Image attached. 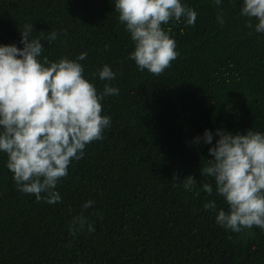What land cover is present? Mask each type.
<instances>
[{"label":"trees","instance_id":"1","mask_svg":"<svg viewBox=\"0 0 264 264\" xmlns=\"http://www.w3.org/2000/svg\"><path fill=\"white\" fill-rule=\"evenodd\" d=\"M182 2L196 21L164 25L178 56L155 75L128 56L134 45L114 0H0V43L22 47L26 23L33 37L55 31V41L41 40L42 56L86 51L85 77L102 90L106 81L93 73L107 63L117 73L107 82L120 90L101 101L111 117L103 139L58 181L60 202L19 191L0 153V264H264V230L231 232L203 208L213 199L227 205L202 189L212 182L200 171L210 145L193 143L206 128L213 143L217 128L264 131V33L249 27L241 0ZM188 175L197 180L190 191L182 186ZM88 199L95 203L83 209ZM81 214L95 231L73 237L68 225Z\"/></svg>","mask_w":264,"mask_h":264},{"label":"clouds","instance_id":"2","mask_svg":"<svg viewBox=\"0 0 264 264\" xmlns=\"http://www.w3.org/2000/svg\"><path fill=\"white\" fill-rule=\"evenodd\" d=\"M219 6L223 0H214ZM240 14L250 18L249 27L264 33V0H241ZM118 20L130 34L133 48L128 56L141 71L159 75L171 66L178 56L176 41L167 25L170 20L184 18L187 25L196 21V11L182 0H114ZM223 9L217 14L221 24ZM254 18L256 23H251ZM33 24L26 23L20 31V43H0V153L6 154L5 166L11 171L16 187L32 194L37 201H61L56 188L60 178L68 175L73 160L85 155V147L103 139L111 125V117L102 114L101 101L119 94L113 81L117 73L104 63L94 76L106 81L98 91L84 75L80 63L87 55L80 52L75 58L61 56L50 60L42 56L44 45L57 38L55 31L33 37ZM213 132L204 129L193 143L210 145L201 175L212 182H201L204 192L223 198L227 208H217L216 201L207 200L205 210L215 212V222L231 232L253 226L264 230V131L252 127L244 132L222 128ZM197 180L188 175L183 188L192 190ZM92 199L83 209L94 205ZM99 214V213H97ZM95 225L83 214L73 217L68 225L70 235Z\"/></svg>","mask_w":264,"mask_h":264}]
</instances>
